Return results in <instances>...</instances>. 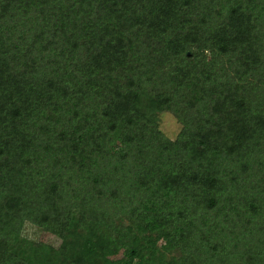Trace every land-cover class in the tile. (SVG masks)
I'll return each mask as SVG.
<instances>
[{"label": "trees", "instance_id": "trees-1", "mask_svg": "<svg viewBox=\"0 0 264 264\" xmlns=\"http://www.w3.org/2000/svg\"><path fill=\"white\" fill-rule=\"evenodd\" d=\"M0 264H264V0H0Z\"/></svg>", "mask_w": 264, "mask_h": 264}, {"label": "rangeland", "instance_id": "rangeland-1", "mask_svg": "<svg viewBox=\"0 0 264 264\" xmlns=\"http://www.w3.org/2000/svg\"><path fill=\"white\" fill-rule=\"evenodd\" d=\"M155 122L157 129L162 132L163 135H165L169 139H173L176 134L178 133V130L180 128V124L175 120V118L169 114L167 111H160L157 112L155 115ZM121 224H124L123 221H121ZM21 238L26 242H42L46 245H52L56 246L58 244V239L43 230H39L37 227L25 223L22 227ZM164 242L162 239H158L156 241V246L163 247ZM167 251V247L164 250V252ZM164 256L168 257L167 252L164 254Z\"/></svg>", "mask_w": 264, "mask_h": 264}]
</instances>
